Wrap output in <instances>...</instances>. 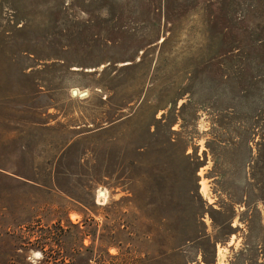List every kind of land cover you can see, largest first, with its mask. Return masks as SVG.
<instances>
[{
  "label": "rangeland",
  "instance_id": "rangeland-1",
  "mask_svg": "<svg viewBox=\"0 0 264 264\" xmlns=\"http://www.w3.org/2000/svg\"><path fill=\"white\" fill-rule=\"evenodd\" d=\"M0 264H264V0H0Z\"/></svg>",
  "mask_w": 264,
  "mask_h": 264
},
{
  "label": "bare ground",
  "instance_id": "bare-ground-1",
  "mask_svg": "<svg viewBox=\"0 0 264 264\" xmlns=\"http://www.w3.org/2000/svg\"><path fill=\"white\" fill-rule=\"evenodd\" d=\"M75 94H76V92H75ZM201 191H202V189H201ZM107 198H108V195H107L106 191L105 192H100L98 197H97V201L101 202V203H105Z\"/></svg>",
  "mask_w": 264,
  "mask_h": 264
},
{
  "label": "water",
  "instance_id": "water-1",
  "mask_svg": "<svg viewBox=\"0 0 264 264\" xmlns=\"http://www.w3.org/2000/svg\"><path fill=\"white\" fill-rule=\"evenodd\" d=\"M72 94L74 95V94H75V92L73 91V92H72ZM74 96H76V95H74Z\"/></svg>",
  "mask_w": 264,
  "mask_h": 264
}]
</instances>
